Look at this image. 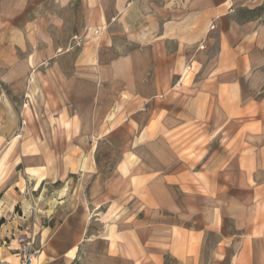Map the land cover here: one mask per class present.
I'll return each instance as SVG.
<instances>
[{
  "label": "crops",
  "instance_id": "crops-1",
  "mask_svg": "<svg viewBox=\"0 0 264 264\" xmlns=\"http://www.w3.org/2000/svg\"><path fill=\"white\" fill-rule=\"evenodd\" d=\"M69 1L0 0V87L44 81L25 169L68 153L50 143L89 148L83 186H32L45 200L28 225L37 264H264V21L227 0H170L71 33ZM102 141L139 170L121 206L90 161ZM10 233L0 263L16 259Z\"/></svg>",
  "mask_w": 264,
  "mask_h": 264
},
{
  "label": "rangeland",
  "instance_id": "rangeland-1",
  "mask_svg": "<svg viewBox=\"0 0 264 264\" xmlns=\"http://www.w3.org/2000/svg\"><path fill=\"white\" fill-rule=\"evenodd\" d=\"M166 1L167 4L170 3V0H70L68 5L62 8V13L72 33L77 31L83 22L88 25L101 21L104 23L105 17L110 20V15L118 14L127 5L132 6L138 15L143 13L156 15L157 9ZM231 2L227 0L224 6L232 4L234 15L240 21H264V0H231ZM45 6L48 9H55L56 12V7L59 5L55 1L53 3L48 1L47 5L42 7ZM169 14L170 11L167 10L166 15ZM42 83L44 81L41 79L35 80L33 91L28 89V82L23 80L17 83L7 81L5 88L0 87V220H2L0 227L4 230L3 237L0 238L1 256L3 251L6 256L13 253L7 248L10 242L9 232L11 231L10 236L12 233L17 234L19 229H24L29 225V221H32L33 215L30 214L33 208H43L45 200L38 198V194L32 191V186H38L40 179L47 177L48 183L44 184L57 186V189L61 190L60 194L67 193V186H83L86 182V177L81 179L80 167L82 163L83 169L87 166L89 148H86L85 153L76 143L68 145L50 143L51 147L57 150L64 148L68 153L63 157L60 155L50 157L47 163L46 160L43 161L44 165L41 168L25 169V163L21 162L20 150L30 152L34 146L32 139L38 141L36 128L33 127L31 132L30 127L24 125V120L26 117L30 118L28 101L36 109L40 105V102L36 101L35 90ZM4 107L6 110H3ZM15 119H18V126H13ZM38 131L39 134L47 135L45 127H38ZM38 143L41 144L40 141ZM89 156L90 161L96 166L100 183L104 182L106 186H111L112 191L109 193L112 197L117 195L114 204L118 203L120 206L125 204L128 200L125 196L129 188L133 186L136 189L142 184L139 170L133 169L134 164L125 149L119 144L102 141L95 144ZM116 168L118 171L115 174ZM51 179L55 180L53 184L49 181Z\"/></svg>",
  "mask_w": 264,
  "mask_h": 264
},
{
  "label": "built area",
  "instance_id": "built-area-1",
  "mask_svg": "<svg viewBox=\"0 0 264 264\" xmlns=\"http://www.w3.org/2000/svg\"><path fill=\"white\" fill-rule=\"evenodd\" d=\"M52 217L49 216V219ZM17 242L16 259L14 262H3L0 264H36V261L41 253V249L35 247L33 240V231L26 226L24 229H19L15 235Z\"/></svg>",
  "mask_w": 264,
  "mask_h": 264
},
{
  "label": "bare ground",
  "instance_id": "bare-ground-1",
  "mask_svg": "<svg viewBox=\"0 0 264 264\" xmlns=\"http://www.w3.org/2000/svg\"><path fill=\"white\" fill-rule=\"evenodd\" d=\"M99 207V206H98ZM39 263V260L37 259L36 264Z\"/></svg>",
  "mask_w": 264,
  "mask_h": 264
},
{
  "label": "trees",
  "instance_id": "trees-1",
  "mask_svg": "<svg viewBox=\"0 0 264 264\" xmlns=\"http://www.w3.org/2000/svg\"><path fill=\"white\" fill-rule=\"evenodd\" d=\"M2 223V220H0V224Z\"/></svg>",
  "mask_w": 264,
  "mask_h": 264
}]
</instances>
